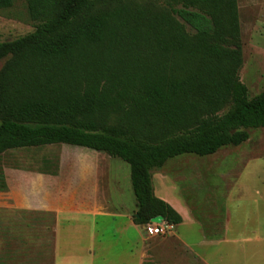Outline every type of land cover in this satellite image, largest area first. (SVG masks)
<instances>
[{"label": "trees", "instance_id": "trees-1", "mask_svg": "<svg viewBox=\"0 0 264 264\" xmlns=\"http://www.w3.org/2000/svg\"><path fill=\"white\" fill-rule=\"evenodd\" d=\"M172 1L179 7L26 0L39 23L0 42V155L65 144L119 158L130 169L134 223L161 215L179 224L154 195L152 171L247 141L264 128V90L250 97L239 78L237 0ZM12 2L0 0V10Z\"/></svg>", "mask_w": 264, "mask_h": 264}, {"label": "crops", "instance_id": "crops-1", "mask_svg": "<svg viewBox=\"0 0 264 264\" xmlns=\"http://www.w3.org/2000/svg\"><path fill=\"white\" fill-rule=\"evenodd\" d=\"M90 150L71 149L67 154L70 160L68 156L61 158L55 173L21 172L18 187L8 184L9 170L4 174L15 207L56 214L54 264H261L264 261V224L257 215L254 219L249 214L237 213L241 200L234 206L231 191L248 163L261 155L246 150L233 163L198 166L203 178L211 173L209 202L192 192L191 173L197 172V165L154 169L151 173L154 195L172 206L182 220L163 240L153 244L133 221L135 203L127 214L119 213L120 206L133 197L136 202L130 169L118 176L113 196V189L108 193V186L99 180L101 158L97 151ZM252 167L258 169L257 165ZM222 179L221 189L218 180ZM189 186L191 190L187 189ZM131 190L133 195L129 196ZM6 207V203L0 204V209ZM63 227L78 229L87 239L88 244L79 253L70 250L62 255L58 251L57 231ZM216 248L222 252L219 251L218 259L211 260L205 250L213 252ZM75 257L77 263H73Z\"/></svg>", "mask_w": 264, "mask_h": 264}, {"label": "rangeland", "instance_id": "rangeland-1", "mask_svg": "<svg viewBox=\"0 0 264 264\" xmlns=\"http://www.w3.org/2000/svg\"><path fill=\"white\" fill-rule=\"evenodd\" d=\"M129 1L158 9L168 8L170 5L179 7L172 0ZM237 5L242 50V66L239 69V78L246 86L248 95L252 97L264 90V0H237ZM38 23L29 17L26 0H13L9 8L0 10V42L10 41L30 33ZM6 60L7 57L0 59V68ZM249 134L248 140L242 145L223 147L208 156L181 155L169 161L167 165L171 168H176L181 164L197 165V172L191 173V181L194 183L192 192L196 193L200 200L204 201L205 198L209 202L207 195L211 192V173L208 175L210 178H203L198 173V166L211 164L214 167L233 163L246 150H252L261 155L248 163L244 172L241 173V180H238L239 183L233 186L231 191L234 206L236 201L241 200L236 212L249 214L254 219L257 215L259 222L264 224V128L250 129ZM71 149L90 150L84 147L55 144L14 149L0 155V204H7V209H0V264H54L55 233L53 229L57 222L56 214L15 207L13 197L7 192V181L4 174L5 171L9 170L8 184L18 187L21 172L31 174H35L36 171L53 173L61 158L68 156L67 154L70 153ZM98 154L101 158L99 180H101V184L104 183L108 186V193H110V189H113L114 196V192L117 190L115 188L116 180L118 176L127 174L129 165L106 153L98 152ZM66 158L70 160L69 156ZM255 165L258 166V169L252 167ZM196 178L198 179L196 180ZM218 182L222 189L224 186L223 179L218 180ZM187 189L191 190L190 186ZM188 190L186 191L190 194ZM238 191L241 194L239 193L237 196ZM129 192V196L133 195L132 190ZM133 198L132 201L130 200V202L120 206V214H127L133 208L134 203L136 207ZM204 203L207 202L202 204ZM140 226L153 244L156 240H163L167 236V233L148 235L144 225ZM57 241L59 243L58 251L62 255L65 251L70 250L79 253L88 244L87 239L85 236H81L78 229L70 227H63L57 231ZM208 251L205 250V253H207V257L210 255L211 260L218 259V254L222 252L218 248L213 249V252ZM73 259L75 261L73 263L78 262V257ZM261 264H264V261Z\"/></svg>", "mask_w": 264, "mask_h": 264}, {"label": "built area", "instance_id": "built-area-1", "mask_svg": "<svg viewBox=\"0 0 264 264\" xmlns=\"http://www.w3.org/2000/svg\"><path fill=\"white\" fill-rule=\"evenodd\" d=\"M144 228L148 235H158L171 232L174 228V225L165 221L164 219L159 223H155L150 220V222L144 225Z\"/></svg>", "mask_w": 264, "mask_h": 264}, {"label": "water", "instance_id": "water-1", "mask_svg": "<svg viewBox=\"0 0 264 264\" xmlns=\"http://www.w3.org/2000/svg\"><path fill=\"white\" fill-rule=\"evenodd\" d=\"M163 220V216L161 215H158V216H155L151 219L152 222H155V223H159Z\"/></svg>", "mask_w": 264, "mask_h": 264}]
</instances>
